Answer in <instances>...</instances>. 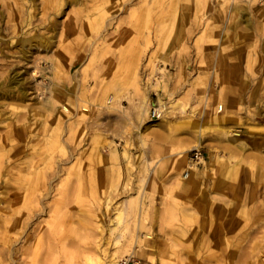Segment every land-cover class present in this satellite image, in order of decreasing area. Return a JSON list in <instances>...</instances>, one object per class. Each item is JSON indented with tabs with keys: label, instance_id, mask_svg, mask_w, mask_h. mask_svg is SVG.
Returning <instances> with one entry per match:
<instances>
[{
	"label": "rangeland",
	"instance_id": "374dc122",
	"mask_svg": "<svg viewBox=\"0 0 264 264\" xmlns=\"http://www.w3.org/2000/svg\"><path fill=\"white\" fill-rule=\"evenodd\" d=\"M236 3L250 23L234 33ZM28 9V0H0V83L18 72L26 90L0 94V264H165L182 212L195 217L172 244L176 260L223 264L225 242L216 245L205 217L220 203L233 244L243 229L264 235V0H84L24 24ZM33 34L51 35L50 47L20 46ZM225 131L245 147L229 150ZM195 146L197 183L176 189ZM211 153L225 176L208 164ZM228 158L241 160L233 185ZM32 164L44 191L29 208L23 172ZM255 251L230 264H250Z\"/></svg>",
	"mask_w": 264,
	"mask_h": 264
},
{
	"label": "bare ground",
	"instance_id": "6f19581e",
	"mask_svg": "<svg viewBox=\"0 0 264 264\" xmlns=\"http://www.w3.org/2000/svg\"><path fill=\"white\" fill-rule=\"evenodd\" d=\"M94 1H98V0H94ZM40 3H42L41 4V8H40V10H38V3L36 2V0H28V8L29 9L27 11V17H26V20H25V23L24 24L29 23L30 20H31V18L32 17H35L39 12L40 13L45 12V9L46 8H48V9L52 8L53 10L50 11V12L53 13V15H55V11H57L58 9H60V7H61V5L63 3H67L68 5H74L75 4V5L81 6V5L84 4V0H42V2H40ZM232 10L235 13V17H234V19L232 21L233 25L231 27L233 28L232 31H234V33H236L235 32V27H236V25L239 22H241V23L242 22H245V24L249 25L250 20H249V17L247 15L248 12H247V8H246V5L245 4L236 3V4L233 5ZM50 15L51 14L49 13V16ZM49 22H50V24H52V20H50ZM227 31L224 32V33H221V36L219 38V44L220 43L222 44L223 42L225 43V41L227 40V38H228ZM50 41H51V35H44V34L37 35V34H33L32 37H27V38L21 39L20 40V46H25L26 44L27 45L29 44V45H34V46H38V47L39 46H42L45 49V48H49L50 47V45H49ZM23 52L25 53L26 50L23 49ZM240 82H241V85H244L247 82V79L244 76H241ZM18 88H20V90H22L21 91L22 93L20 95L19 94H14V93H16V90ZM0 94L2 96H4V97H6V96L11 97V95L14 94L18 98H25V96H26V90H25V88L21 87V77H19V73L18 72H14V74L11 75L8 78L7 82L5 81V83H2V84L0 83ZM230 100L233 103H236V100H238V99H237V97H234V98H230ZM226 103H225V105H226ZM225 105H224V107H226ZM46 106L49 109H53V103L52 102H48V104ZM153 107H156L155 104H152V106L149 108V115H150ZM222 108H223L222 107V104H220V102H217V109L220 110ZM228 108H229V106H228ZM159 115H160V112H159ZM222 118H223V115L222 114L221 115H216L215 114L214 116L211 117L210 120L211 121L212 120H216L217 121V120H220ZM219 136L222 137L226 141L225 142L226 143V146L231 151H235L237 149L244 148L245 145H246V143H245L244 140H239L237 138V134L236 133L231 134V132L228 133V132L225 131L224 133L219 134ZM100 139L102 141L105 140V138H103V137L100 138ZM194 148L200 149V147H198V146H195ZM194 148H192V149H194ZM186 150L187 149L176 150V153L178 154V157L181 158L182 160H184V159L187 158L186 157ZM124 152H126V148H125ZM110 154L112 156H114V157L117 155V150H116L115 147L112 146V148L110 149ZM122 155H124V153ZM202 157H203V155L201 153V155L198 157L199 158V161H194V160H192L190 158V155L188 156V161L190 160V162H188V166H186V167H188L190 169V172L187 171V172H184L182 174L175 175L174 184H173L174 185V188L181 189L183 191H188V190H191V189H193L195 187V184L197 183V178L200 176L198 173H196L197 172L196 171L197 168H196V165L195 164H198V162L201 161V158ZM228 159H231V158H228ZM222 161H223V157H220L218 155H215V154H212L211 153V155H209V158H208V161L207 162H208V164L211 167H213V168L215 167L220 174H222V175L225 176V171L223 170L224 169V166L222 165ZM225 161H226V159H225ZM230 162H231V164L229 165L230 168H229V170H227L229 172L230 176L228 175L227 178L226 177L225 178L229 181L230 184L233 185L235 183L236 177L238 175L237 172H238V168H239V166L241 164V160H240V158H237V160H232L231 159ZM178 168H179V166H178ZM31 169H33V171L36 170L34 164L30 165L29 170L27 169L29 172H23V175L25 176L24 178H26V179L29 178L30 179V177H31V180L28 179L27 181H25V183H23L24 188L26 190L22 191V192H24V195L23 196L21 195V196H22V203L26 207L28 205H30V204H34V206H35L36 203H37V201H38V195L41 194V193H43V191H44V190L41 191V186H43L44 183L41 184V182H39L36 179L37 173L36 172H33ZM22 181H24V180H22ZM45 187H46L45 190L49 188L47 186H45ZM48 191L49 190H47L45 192H48ZM22 192H21V194H22ZM18 193H20V192H18ZM18 198H20V195H19ZM234 203H235L234 202V199L231 198L229 201L226 202V206L231 207V206H233ZM223 204L224 203H220L217 206L216 211H214L215 213L214 212H208L205 215V217L207 218L209 224L214 223V227L215 228L213 229V232L211 234L213 236H215L217 234V236H218L216 245H217L219 239L220 240H223V243L225 242V247H223V249H222L223 252L221 251V252H218L217 253L218 260H221L223 262V264H230V262H231V260L233 258H235V257H241L240 260H242L243 259V256L245 254L247 255V252L248 251H250V255H251V252L254 251V250H256L255 253H254L255 254V258L251 259L252 262L249 261V263L250 264H264V259L261 258V257H264V253L259 254V252L261 251V248H260L261 247V244L260 243H261V240L264 239V235L256 236V235L250 234V231H248L247 229L246 230L243 229L242 232H240V234L238 233L239 234V239L237 240V242L235 244H233L229 240L228 233L224 231V224H225V221H227L228 223H230V222L233 223L234 220L232 218L225 217V216H228V215L225 213V211H226L225 210V205H223ZM23 208H24V206H23ZM30 210H32V209H30ZM242 213L245 216L247 214L244 209L242 210ZM181 217H182V220H183L182 225L173 227V233H174V235H172L170 238H168L169 236L167 237L168 239H167L166 243H168L169 250L167 251V254L165 255V259L162 260L165 264H176V263H178V264H188L187 262H189L188 259H185L181 255H178V258L176 260L175 251L173 250V247H172V244L175 241H179L180 236H182L183 234H185L187 232V230L185 229V226L189 227L188 226V222H190L191 219L193 217H195V216H194V214H191V213H183L182 212L181 213ZM242 241H246V242L250 241L251 242V244L248 245V247H250V250H248L246 252L244 251V249L242 247L244 244L243 245L241 244ZM218 244H220V242ZM218 248L220 249L221 248V245H218ZM191 258H190V260H191ZM97 259H99V258H97ZM30 262H31V264H35V261L34 260H31ZM123 262L124 261L122 259H118V260L116 259V260L107 261V264H123ZM90 264H92V263H90ZM245 264H248V263L246 262Z\"/></svg>",
	"mask_w": 264,
	"mask_h": 264
},
{
	"label": "built area",
	"instance_id": "2783aa9c",
	"mask_svg": "<svg viewBox=\"0 0 264 264\" xmlns=\"http://www.w3.org/2000/svg\"><path fill=\"white\" fill-rule=\"evenodd\" d=\"M159 116V111L157 110L156 107H153L152 108V111L150 113V117L151 118H154V117H158ZM201 150L200 149H192L191 152H190V158L194 161H199V156L201 155Z\"/></svg>",
	"mask_w": 264,
	"mask_h": 264
}]
</instances>
